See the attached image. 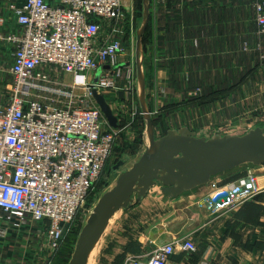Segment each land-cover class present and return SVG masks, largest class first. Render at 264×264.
<instances>
[{"label": "built area", "instance_id": "built-area-1", "mask_svg": "<svg viewBox=\"0 0 264 264\" xmlns=\"http://www.w3.org/2000/svg\"><path fill=\"white\" fill-rule=\"evenodd\" d=\"M248 2L264 36V0ZM122 8V0H0V72L9 78L0 88L1 238L34 240L38 252L54 255L102 179L120 119L142 116L135 59L121 60L133 37ZM93 90L118 112L116 130ZM258 192L248 168L236 182L213 185L203 205L225 211ZM177 248L197 250L190 239H174L124 264H169Z\"/></svg>", "mask_w": 264, "mask_h": 264}, {"label": "crops", "instance_id": "crops-1", "mask_svg": "<svg viewBox=\"0 0 264 264\" xmlns=\"http://www.w3.org/2000/svg\"><path fill=\"white\" fill-rule=\"evenodd\" d=\"M177 1L179 2L180 0ZM230 1L190 0V6L179 7V3L176 4V0H164L159 6L150 5L149 22L142 38L141 56L142 70L144 71V78L146 77V105L151 114L155 138L163 137L168 130H179L183 127L194 132L197 137L205 138L215 135L240 136L244 134V132H225L223 134L213 133L208 135L206 126H210V123H202L201 127L199 124L196 129H193L190 126L187 115H185V110L189 108H184L190 105V108L201 106L206 110L209 105L213 106L215 100H217V98L213 99L214 96L212 95L216 89L212 86V83L217 71L213 61L214 56L218 54L221 57H225L237 52L239 54L242 53V46L248 45L245 42L249 39L247 37L248 34L243 33V30L247 27L254 29L257 34L254 14L249 2L244 0L246 1L244 5L240 1L232 2V4ZM122 6V16L131 21L127 23V26H129L127 30L135 34L143 23V19L140 16V12L143 11V2L142 0H122ZM173 9L178 14V17L176 16L177 22L180 21L182 23L181 25H179L180 23H176L179 25V32L175 30L173 32V27L171 28L169 23L166 26L167 20L173 18L171 15L173 12L171 10ZM217 10L219 12L225 11L226 13L224 15H221V13L217 15ZM247 10L251 12L249 22H245L241 18H234L235 14L246 15ZM185 11H191L188 13L192 14V19H188V21L183 19L182 14ZM156 14L158 15L157 18H159L158 22L154 20ZM185 23L188 26H184ZM185 27L186 29L191 27L194 30L193 32L198 28L200 30L199 35L198 33L192 36L186 35ZM157 28L158 32L156 31ZM172 35L173 37H171ZM194 41L197 42L196 46L194 45ZM260 43L261 39L256 38L255 45L259 47ZM216 46L219 47L217 51H215ZM126 51L121 60H129ZM253 51L258 52L259 49H253ZM148 59L149 62L147 61ZM147 75L149 76L148 78ZM207 75L209 79L206 80ZM173 78L177 79V83ZM189 80L195 83L203 81L204 85L202 88L196 86L187 91L185 88ZM177 85L183 87L177 89ZM207 88H211V90H207ZM208 91L212 92L211 95H208ZM137 107L140 108L138 100ZM114 116L119 118L116 110L114 111ZM123 120L120 119L121 122H119L122 126ZM129 122L133 121L129 120ZM125 126L126 122L124 121ZM128 128L126 127L123 130ZM203 130H206V133L201 134ZM141 144L142 150L139 153V157L144 152L143 140ZM248 168L252 169L256 175V186L259 192L253 198L241 202L229 210H225L222 218L217 219L215 226H223L222 245L219 247L218 245L211 244L212 248H209L205 253H202L203 249L196 247V252L191 255L183 253L177 248L169 264H199L202 261L209 264H264V164L259 167L248 165L237 168L212 179L208 185L193 191H197V201H201L203 196H208L213 191V185L221 187L228 183L236 182L245 176ZM181 197L182 195L176 199H172L171 202ZM177 221L185 222V218L179 216V218L175 219V222ZM165 231L164 234L159 235L158 239L155 238L152 241L153 248L149 251L146 250L147 252L143 254L174 239L187 238L193 241L199 236L196 233L199 232L197 229L191 231V233H183V230L181 232H174V230H169L166 227ZM215 232L217 233V237H219V232H217L216 228ZM16 237L23 239L21 236H15V234H9L6 238L9 240V245L12 248L16 246L14 243ZM2 239L0 237V248H7V242ZM149 242L152 243L151 241ZM3 256L6 260H9L6 264H24L23 254L17 255L15 259H7L8 255L6 254Z\"/></svg>", "mask_w": 264, "mask_h": 264}, {"label": "rangeland", "instance_id": "rangeland-1", "mask_svg": "<svg viewBox=\"0 0 264 264\" xmlns=\"http://www.w3.org/2000/svg\"><path fill=\"white\" fill-rule=\"evenodd\" d=\"M238 1L242 4L241 0ZM140 16L143 19V11L140 12ZM157 17L158 15L156 14L154 20L158 22L159 18ZM234 18H241L243 21L249 22L251 12L247 10V14L244 16L235 14ZM156 31L158 32V28ZM136 32L135 34L133 33L132 40L125 44V51L127 50L126 54L128 53L129 60L131 56H133V59L135 58ZM243 33L248 34L247 37L249 39L245 41L248 45L242 46V53L239 54L236 51L234 58H229V62L234 75L243 74L244 78L227 95L218 94L213 106L209 105L206 110L201 106L190 108V105H187V107H184L189 108L185 110V115H187L190 126L193 129H196L199 124L201 127L202 123H210V126H205L207 134L211 135L225 132L246 133L259 126L264 128V36L257 35L254 29L248 27L243 30ZM256 38L261 39L259 47L255 45ZM259 48L258 52L253 51V49ZM235 55L239 56L237 60ZM147 61L149 62V59ZM3 67L6 69V65ZM8 81L7 74L1 71L0 88L4 87ZM123 127L124 123L123 126H120L112 156L99 185H97L94 194L84 205L77 224L65 235L62 242V250L56 257H52L53 255L48 252H38L34 240L27 242L26 238L20 239L16 237L14 240L16 246L14 248L10 247L8 239H2L7 242V248H0L1 264L9 262V260L4 258V254L8 255L7 259H15L17 255L23 254L24 264H67V258L71 257L73 253L78 234L85 224L86 218H88L101 195L110 190L115 184L116 177L112 172L113 166L118 161H123L124 165L120 168V171L129 169L140 158L141 141L144 140L145 129L143 119L140 118L137 121H133L128 129L123 130ZM206 130H203L201 134L206 133ZM196 192H187L180 199L171 202L161 193L160 186L155 185L149 190L145 199L135 202L130 210L119 211L113 216L107 231L92 253L88 264H124L127 256L139 255L151 250L153 248L152 241L155 238L158 239L159 235L164 234L166 227L169 230H174V232L183 230V233H191V231L197 229L199 232L196 233L199 236L193 241L198 249H203L202 253L212 248L211 244L220 247L223 241V226L219 225L217 227L215 223L217 219L222 218L225 211L207 209L203 205L206 196H203L201 201H197ZM179 216H183L185 222H175V219L179 218ZM215 228L219 232V237H217Z\"/></svg>", "mask_w": 264, "mask_h": 264}, {"label": "water", "instance_id": "water-1", "mask_svg": "<svg viewBox=\"0 0 264 264\" xmlns=\"http://www.w3.org/2000/svg\"><path fill=\"white\" fill-rule=\"evenodd\" d=\"M143 2V23L136 36V72L138 101L144 121V152L129 169L118 161L112 168L114 186L95 203L81 228L73 253L67 264H88L92 253L104 236L113 216L126 211L144 199L155 185L168 199H176L197 188L208 185L219 175L243 166L264 164V128L257 127L240 136L197 137L183 127L168 130L155 138L151 114L146 105L145 78L142 71V36L149 22L148 0ZM92 97L108 126L116 130L118 120L102 95L95 90ZM67 226L63 228V234Z\"/></svg>", "mask_w": 264, "mask_h": 264}, {"label": "trees", "instance_id": "trees-1", "mask_svg": "<svg viewBox=\"0 0 264 264\" xmlns=\"http://www.w3.org/2000/svg\"><path fill=\"white\" fill-rule=\"evenodd\" d=\"M235 1H238V0H231L230 2H231V4H232V2H235ZM242 1V4H244L245 5V3H246V1H248V0H246V1H244V0H241ZM172 4V3H171ZM176 4H178V1L176 0ZM216 5V4H215ZM187 6H190V5H187ZM221 8V7H220ZM171 11H173L172 12V16H173V18H169L168 20H167V23H166V26H167V24L169 23V25L171 26V28H172V31L174 32V30L175 31H177V32H179L178 30H179V25H181L182 23H180V21L179 22H177V17H178V14L175 12V10L173 9V10H171ZM188 12H191V11H185V13L184 14H182L183 15V19H185V20H187L188 21V19H192L191 17H192V14L191 13H188ZM228 12V11H227ZM221 13V15H224L226 12L225 11H221V12H219V10H217V12H216V14L217 15H219ZM177 16V17H176ZM128 19H126V21H127ZM129 21V20H128ZM176 23H180L179 25L178 24H176ZM185 25H187L188 26V24H184V26ZM194 30H192V28L190 27V28H187L186 29V27H185V32H186V35H188V36H192V35H194L195 33H198V35H199V29L198 28H196V31L195 32H193ZM171 37H173V35L171 36ZM219 47L218 46H216V48H215V51H217V50H219L218 49ZM217 53V52H216ZM235 59L237 60L238 59V55H235ZM229 58L231 59V58H234V54H232V56H225V57H221V56H219L218 54H216L215 56H214V58H213V61H214V63H215V68H217V71H216V74H215V76L213 77V87H215L216 89L214 90V92H213V96H214V98L213 99H215V98H217V96H218V94H222V95H227L229 92H230V90L231 89H233L235 86H237L238 84H240V82L242 81V79L244 78V75L243 74H238L237 76H235L234 75V72L231 70V63L229 62ZM196 64H197V62H196ZM221 69H223V70H221ZM219 71H223V72H220L219 73ZM206 80L207 79H209V76L207 75L206 76V78H205ZM173 80L177 83V79L176 78H173ZM192 80V79H191ZM191 80H189V82H188V85L186 86V88H185V90L187 89V91L188 90H191L193 87H196V86H198L199 88H202L203 87V85H204V83H203V81L201 82V81H199V82H197V83H195V82H193V81H191ZM177 87V89H181L182 87L181 86H179V85H177L176 86ZM205 90H206V88H205ZM207 90H211V88L209 89V88H207ZM211 91H208V95H211ZM205 95H207V94H205ZM143 119V117L142 116H140V117H138L137 119H136V121L138 120V119ZM128 120H130L129 119V117H127L126 118V120H123L122 122L124 123V121L126 122V121H128ZM153 123V122H152ZM143 124H144V121H143ZM121 126V125H120ZM223 175V174H222ZM99 185V184H98ZM71 231V230H70ZM69 231V232H70ZM68 232V233H69ZM62 250V244H61V247H60V249L55 253V255H53L52 257H56V255L60 252ZM194 254V253H193ZM191 255V254H190ZM51 257V258H52ZM69 259H70V257L69 258H67V263H68V261H69Z\"/></svg>", "mask_w": 264, "mask_h": 264}]
</instances>
